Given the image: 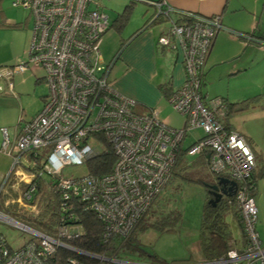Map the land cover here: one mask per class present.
I'll list each match as a JSON object with an SVG mask.
<instances>
[{
	"label": "built area",
	"instance_id": "2783aa9c",
	"mask_svg": "<svg viewBox=\"0 0 264 264\" xmlns=\"http://www.w3.org/2000/svg\"><path fill=\"white\" fill-rule=\"evenodd\" d=\"M129 1L152 6L155 13L150 22H169L157 43L180 51L183 58L185 80L167 98L184 119L180 128L161 120L155 109L134 112L136 102L112 87V63L105 64L100 52L111 21L100 0L11 2L29 11L33 27L26 59L13 66L0 64V82L6 81L12 91L13 73L34 66L43 71L47 91L41 109L19 124L13 140L7 129L1 128L0 149L13 161L9 175L15 172L16 181L11 189L18 192L16 199L5 200V205L15 203L37 215L41 195L38 184L46 178L47 188L58 197L59 212L53 235L0 214V219L28 233L14 248L0 234V264H48L58 248L114 261L68 243L82 234L76 206L81 204L95 212L103 225V241L125 238L167 183L179 154L184 151L194 156L204 150L209 151V171L235 182L228 202L238 211L245 238L240 250L230 247L223 257L207 264H264V244L256 230L257 208L252 195L255 155L241 133L225 127L222 99L208 98L202 91L207 56L216 34L224 29L221 15L176 9L169 0ZM195 128L203 134L183 148L185 137ZM107 147L114 155L108 172L62 175L64 166L86 164ZM24 156L30 158L29 170L22 173ZM67 262L81 264L74 257Z\"/></svg>",
	"mask_w": 264,
	"mask_h": 264
},
{
	"label": "crops",
	"instance_id": "0c3cea01",
	"mask_svg": "<svg viewBox=\"0 0 264 264\" xmlns=\"http://www.w3.org/2000/svg\"><path fill=\"white\" fill-rule=\"evenodd\" d=\"M231 2L232 0H169L170 5L176 9L192 11L205 16L214 14L221 15V22L224 26V29L220 30L213 40L212 47L206 59L205 70L203 74L202 91L206 95V97H211L210 93H215V91L211 90V86L210 89L207 88V86L205 88V85H219L217 81L222 78L231 80L232 76L238 75L254 66L256 58L252 56L253 52L264 54V45L241 39L237 36V32L240 31L228 28V26L226 27L227 23L232 24L230 11L234 10L231 7ZM15 8L19 9L20 7ZM0 9V36H5L6 38H8L9 45L14 44L13 48H11L10 54L2 55L0 57V63L5 66H13L19 61L26 59L27 48L29 46L32 34L33 18L30 13H28L27 16L23 18H14L11 15H8L7 18L6 14L3 11L2 3H0ZM152 18L153 15L148 19V21H146L145 24H143V26H139L138 28L125 33V36H122V38L119 39L117 46H115L118 48L115 54L113 53V48H111L106 43V38L108 36L106 35L108 33L107 32L103 35L100 44L101 49V45L103 44L105 38L103 47L104 51L101 50L100 52L102 61L105 64L112 63L109 71V81L115 91L128 98L133 99L136 102L135 108L140 113H146L150 109L157 110L159 118L168 124L166 118H161L162 112L164 111L163 103H168L167 92L171 93L173 90L183 84L185 80V69L180 51L171 50L168 48L165 49L166 47L163 49L162 46L158 45L157 40L164 29L154 31L151 26H148ZM158 20L161 19H157L156 21ZM114 22H110L109 29L111 28V26H113ZM257 28L258 24L253 22L248 28L245 29H250V31H253L254 34L252 35L257 38H264V33H262L261 30H258ZM257 30L260 32H258ZM17 41H19V45H17ZM117 55L118 57H116ZM116 63L118 65L116 69H114V75L110 78L111 72L113 68H115ZM262 66H264V61L261 62V66L259 68H264ZM37 71H41L42 75L36 77ZM26 74L36 77L35 83L42 82L44 84L42 78L43 71L40 68L34 66L28 67L23 72L13 73L11 83L15 77H17L18 79L22 77L21 79H23L24 77H26ZM163 85L168 86L166 92L162 88ZM16 86L18 88H22L21 85ZM44 86L46 88L45 84ZM14 87L15 85H13L12 83V91H9L7 82H0V147L2 141L1 128H6L10 140H13L17 134L19 124L23 121V119L17 118V115L13 112V110L10 111L12 108L10 104L16 103L15 99H17V94L14 91ZM44 96L41 97V102L38 105V109L35 112L29 113V115H27L25 117L26 119L24 120H28L41 109ZM215 97L225 96L216 95ZM225 98H227V100L229 101H234L231 100L229 96H226ZM230 127L232 130H236L231 123ZM245 139L250 145L255 156H264V148H261L256 140H250L246 137ZM253 145H255L258 150H256ZM29 159V156H24L21 159V170L19 172L25 173L29 170ZM12 163L13 161L11 157L2 153L0 149V196L6 195L10 192H15L18 194L16 190L11 189V185H13L16 181V177L14 175L15 172L9 175V172L12 168ZM43 180L46 183L47 179L43 178ZM21 184L24 183L21 182ZM258 185L259 183L257 182L255 193L253 194L254 202L255 197L258 193ZM4 188L6 189V192L3 191ZM159 214L160 216L166 215L162 211L159 213L156 212L157 216ZM232 219L235 221L233 216ZM152 222L155 221L151 220L150 222L146 223ZM235 222L239 236L237 237L234 235V229H232L231 224L228 222L232 235L230 244L231 247H235L240 250L245 243V238L238 224V221ZM148 229H151L154 232L156 230L155 227H148L146 229H141L138 227L131 233V240H135V243L139 245L140 248L144 249L150 254L155 255L162 262L166 264H207V261L204 259L200 251L198 239L199 225L196 232L197 238L192 243L185 244L186 250L179 256H168L171 253L165 254L163 252L156 251L150 252L142 247L140 242H138L139 240L134 238V235L136 231H140L141 235L145 234ZM256 230L260 238V233L258 229ZM163 232H168V230H164ZM0 234L3 235L2 233ZM262 244H264V242H262ZM112 245L117 248L116 255L111 258L114 259V261H110L112 263L160 264L156 259L148 255L141 257V255L143 254L135 252L131 244L125 243L124 247L121 246L120 240L114 239L112 241ZM189 247L191 248L189 251H187Z\"/></svg>",
	"mask_w": 264,
	"mask_h": 264
},
{
	"label": "rangeland",
	"instance_id": "374dc122",
	"mask_svg": "<svg viewBox=\"0 0 264 264\" xmlns=\"http://www.w3.org/2000/svg\"><path fill=\"white\" fill-rule=\"evenodd\" d=\"M11 2L12 0L1 1L6 17L8 15L14 18H23L27 16L29 13L28 10L12 7ZM100 3L104 5V11L108 15L109 21L114 22L120 15H126L127 12L125 13V11H130L126 20L119 17L120 20L111 26L107 31L108 33L106 32L107 34L105 33L108 35L106 43L113 48L114 54L117 52L118 48L115 46H117L119 39L122 38V36L124 37L125 33L128 31L143 26V24L155 13V9L152 6L142 2L131 3L129 0H100ZM231 7L234 10L230 11L232 24L227 23L226 27L228 26V28L240 32L244 31L254 34L250 29H245L254 22L258 24L257 29L264 33V0H232ZM120 22L124 24L122 27L119 24ZM168 25V21L158 20L150 26L154 31H158L165 30ZM104 42L105 38L100 51H104ZM18 43L19 41H17V45H19ZM13 46L14 44L9 45L8 38L0 36V57L10 54ZM252 56L256 58L253 67L238 74L239 76H232L231 80L222 78L217 81L219 85H205V88L207 86V88L210 89L211 86V90L215 91V93H210L211 97L208 98H215L216 95H219L225 97L229 96L230 99L234 101H241L243 99L260 96L259 102H257L254 107L231 115L229 117V122L246 138L256 140L261 148H264V68H259L261 62L264 61V54L253 52ZM0 64L3 65L2 63ZM117 65L116 63L110 78L114 75V69H116ZM39 75H42L41 71H37L36 77ZM36 77L26 74V77L23 79H21L22 77L19 79L15 77L12 81L13 85H15L14 91L17 94V99H15L16 103L10 104L12 107L10 111L13 110L19 119L24 120L29 113L35 112L41 102V97L46 94L44 84L42 82L35 83ZM16 85H21L22 88H18ZM163 109L162 116L160 115L162 119L166 118L168 124L174 128L182 127L183 117L175 111L169 103L164 102ZM134 112L139 113L136 108ZM202 134L203 132L200 128L189 131L184 139L183 148L191 145ZM253 146L258 150L255 145ZM185 157L189 162L195 159V156L186 155ZM259 166V169L262 168V165ZM87 172L88 169L86 164H70L64 166L62 175L64 177H76L84 175ZM181 174H183L184 177L174 176V178H171V180L164 185L157 198L153 201L150 210L146 214L147 216H145L146 222L154 220L155 223L157 222V226H160V228L163 226V229L165 231L168 229V232H163L164 230L161 231L159 228H156L155 232L148 229L145 234L141 235L140 231H136L134 235V238L139 240L137 241L140 242L142 247L150 252L171 253L168 256H179L185 252V244H190L197 238V227L199 225L202 207L207 196L205 184L211 183L214 180V175L209 171L205 161L193 164L191 167L182 170ZM198 179H201L202 183ZM258 183V193L255 197L256 206L258 208L256 229H258L260 233L261 241L264 242V178L258 179ZM16 197L17 193L15 192L0 196V214L37 230L43 229L37 223V215L25 211L15 203H11L9 206L5 205V200L11 201L16 199ZM38 197L41 198V195ZM151 211H154L153 216L156 215V212L159 213L161 211L166 215L164 218H162L163 216H160V214L155 217L149 216V212ZM226 217V220L231 224L232 229H234V235L238 237L239 234L236 229V222L232 219V214L228 213ZM0 233L4 235L11 248L18 246L28 237L26 231L15 227L13 224L3 219H0ZM132 243L136 244L135 240L132 241ZM190 248L191 247H189L187 251H189ZM141 257H143V255H141Z\"/></svg>",
	"mask_w": 264,
	"mask_h": 264
},
{
	"label": "trees",
	"instance_id": "16d2710c",
	"mask_svg": "<svg viewBox=\"0 0 264 264\" xmlns=\"http://www.w3.org/2000/svg\"><path fill=\"white\" fill-rule=\"evenodd\" d=\"M1 1L2 0H0V3ZM129 12H130L129 10L125 11L126 15L123 14L120 15L119 17H122L123 19L126 20ZM0 13H1V9H0ZM119 17L116 18L115 20L116 23L118 20H120ZM155 21L156 20L150 22L148 26L153 25ZM119 24L121 25V27L124 25L121 22ZM237 36L245 40H248V36H249L251 38V40L249 41L264 45V38H257L253 36L252 33L250 32H241V33L237 32ZM162 48L164 49L165 47ZM116 57H118V55ZM202 84H203V80H202ZM162 88L166 92L168 86L163 85ZM167 95L169 96L170 93L167 92ZM218 98L222 99V101L225 103L226 106V114L225 117L223 118V122L227 129H231L229 123V117L231 115L235 113H240L242 111L254 107L257 104V102H259L260 100V96L243 99L241 101H229L225 97H218ZM208 153H209L208 150H204L199 155H194L195 159L189 162L185 157L186 156L185 152L182 151L177 158V162L167 183L171 180V178H174V176L184 177L183 174H181V171L191 167L193 164H197L201 161H205L207 163ZM255 159H256V168L252 174L251 181L256 188V183L258 182V179L264 178V158L256 155ZM113 161H114L113 152L111 148L107 147L106 151H103L95 155L94 157L90 158L87 161L86 165L88 172L96 175L106 173L111 169ZM259 165H262L261 166L262 168L259 169L260 167ZM213 175H214L213 181L215 182V180L219 177V175L216 174ZM221 176H223V174ZM198 180L202 183L201 179ZM213 181L211 183L205 184V192L207 193V196L205 199V203L203 204L202 207L199 230H198L200 251L202 256L207 262H211L218 258L223 257L231 247L230 240L232 238V235H231L229 223L226 220V215L228 213H231L235 221H238L241 231L243 232L238 211L235 209L233 204L228 202V199L231 198L232 196L231 197L222 196L219 198L217 202L214 201L215 198L214 196H212V193L209 191V185L214 183ZM37 193L41 194V198L39 202V213L37 214V221H38L37 223L43 228L38 230L45 234L53 235L55 231L54 228L56 227L58 220V212H59L58 197L55 193H53L51 190L47 188V185L43 179L39 180ZM254 193L255 190L252 191V195ZM157 196L155 197V199L157 198ZM152 203L147 209V211L142 215V217L134 227L133 231L138 227L141 229H146L148 227H155V228H159L160 230H164L163 226L162 228H160V226H157L156 224L157 222L156 223L145 222V216H147L146 214L150 210ZM74 211L77 214V223L80 225L82 231V234L80 236L68 241V243L74 246L75 248L94 255L113 258L116 255L117 248L112 245V241L114 239H118L121 242V246L125 247V243L131 244L135 252L143 254V256L148 255L150 257H153L160 264H166L161 260H159L155 255L150 254L146 252L144 249L140 248L139 245L133 244L130 236L133 231L125 238L115 236L112 237L107 242L103 241L102 240L103 225L102 222L97 217V215L95 214V212L85 209V207L81 204L77 205ZM153 214L154 211L149 212V216H153ZM164 217L165 216H163L162 218ZM70 257L76 258L81 264H113L110 261H101L97 258H92L83 254L74 253L64 248H58L55 251V253L50 257L48 264H68L67 259Z\"/></svg>",
	"mask_w": 264,
	"mask_h": 264
},
{
	"label": "water",
	"instance_id": "95a60500",
	"mask_svg": "<svg viewBox=\"0 0 264 264\" xmlns=\"http://www.w3.org/2000/svg\"><path fill=\"white\" fill-rule=\"evenodd\" d=\"M217 181H218V184H222V186L226 187V190L221 189L220 192H216L215 187L211 188L212 194L215 198L214 199L215 202H217L222 195L231 196L234 192V187H235V182L226 177H218Z\"/></svg>",
	"mask_w": 264,
	"mask_h": 264
},
{
	"label": "flooded vegetation",
	"instance_id": "af4514ba",
	"mask_svg": "<svg viewBox=\"0 0 264 264\" xmlns=\"http://www.w3.org/2000/svg\"><path fill=\"white\" fill-rule=\"evenodd\" d=\"M213 182H214V181H213ZM214 187L216 188V189H215L216 192H220L221 189H222V190H226V187L222 186V184H218L217 179L215 180L214 183H212V184L209 185V191H210L211 193H212L211 188H214ZM212 196H213V194H212ZM222 196H225V195H222ZM222 196H221V197H222ZM227 197H230V196H227Z\"/></svg>",
	"mask_w": 264,
	"mask_h": 264
}]
</instances>
